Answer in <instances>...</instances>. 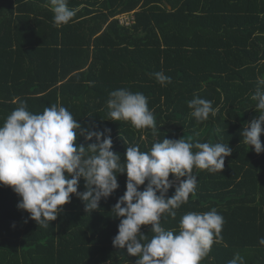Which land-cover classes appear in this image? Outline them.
<instances>
[{"label":"trees","instance_id":"16d2710c","mask_svg":"<svg viewBox=\"0 0 264 264\" xmlns=\"http://www.w3.org/2000/svg\"><path fill=\"white\" fill-rule=\"evenodd\" d=\"M68 7L75 16L56 27L49 0H0V125L22 102L34 114L63 106L82 128L110 136L121 163L126 147L147 152L164 138L228 144L224 169L193 168L195 193L174 219L162 215L161 226L178 234L183 215L215 209L222 232L200 264H228L237 253L244 264H264V152L241 135L258 116L252 96L264 88V0H68ZM132 12L134 23L120 25L116 17ZM158 72L171 83H159ZM118 89L147 97L155 132L109 120L107 100ZM194 96L211 101L215 115L197 122L188 107ZM260 140L264 147V133ZM116 174L119 188L98 210L86 212L73 195L47 228L0 185V264H136L112 244L120 223L112 208L127 180ZM141 231L154 235L150 226Z\"/></svg>","mask_w":264,"mask_h":264},{"label":"clouds","instance_id":"9594fccd","mask_svg":"<svg viewBox=\"0 0 264 264\" xmlns=\"http://www.w3.org/2000/svg\"><path fill=\"white\" fill-rule=\"evenodd\" d=\"M49 3L56 27L68 24L75 16L68 0ZM154 75L161 84L171 83V77L163 73ZM260 84L264 85V80ZM252 99L258 116L243 128L241 135L243 142L260 154L264 152L260 140L264 133V88L258 86ZM188 107L197 122L215 115L212 102L198 96L188 102ZM107 108L109 120L130 122L138 130H157L147 97L140 92L114 90L109 94ZM78 136L87 141L95 138L96 143L79 145ZM112 149L110 136L82 128L65 107L52 105L34 114L22 102L0 125V185L10 187L21 198L18 209L29 213L38 226L47 228L73 195L84 202L86 212L98 210L100 201L119 188L116 173L126 174V191L112 208L114 217L120 219L113 246L138 257L136 264H200L220 237L223 217L215 209L189 212L180 219L178 234L165 230L160 221L165 213L174 219L175 210L195 193L197 177L192 174L193 168L210 173L224 169L225 158L232 154L229 145L164 138L147 152L138 145L126 147L123 163L121 155ZM170 175L179 184L174 195L167 197L174 187ZM81 178L85 181L84 192L78 191ZM142 185L145 187L139 190ZM142 226H150L154 234L150 240L141 231ZM259 243L264 245V237ZM228 264L244 261L237 253Z\"/></svg>","mask_w":264,"mask_h":264},{"label":"built area","instance_id":"2783aa9c","mask_svg":"<svg viewBox=\"0 0 264 264\" xmlns=\"http://www.w3.org/2000/svg\"><path fill=\"white\" fill-rule=\"evenodd\" d=\"M120 23V25L124 26V27H129L131 26L134 21H135V17H134V13H127V14H122L116 17ZM174 181V187L178 186L179 181Z\"/></svg>","mask_w":264,"mask_h":264}]
</instances>
